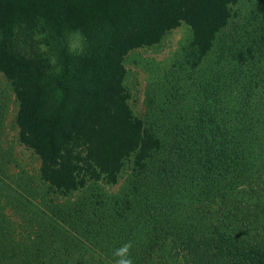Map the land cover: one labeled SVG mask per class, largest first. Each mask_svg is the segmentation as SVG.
<instances>
[{
    "label": "trees",
    "instance_id": "16d2710c",
    "mask_svg": "<svg viewBox=\"0 0 264 264\" xmlns=\"http://www.w3.org/2000/svg\"><path fill=\"white\" fill-rule=\"evenodd\" d=\"M234 1L0 0V71L11 82L18 101L19 139L40 157V177L61 192L73 191L84 183L85 179L78 176L81 167L77 157L68 149L71 143L86 147L94 168V175L89 176L102 174L108 182L117 179L124 159L134 154L130 190L116 201L104 199L105 230L117 232L123 241H135L143 250L158 240L159 223L185 264H264V221L252 219L258 212L249 208L253 207L251 202L226 198V186L221 185L222 180H238L234 181L238 184L249 179L251 145L238 128L234 142L224 139L216 146L205 132L206 124L196 125L200 132L196 138H189L194 143H187V151L196 152L201 160L207 153L209 165L202 164L204 174L189 188L199 202L197 214H209L212 221L200 224L198 220L193 225L179 219L173 223L159 219L154 200L137 199V191L150 172L149 163L163 146L156 131L164 127L155 117L143 121L132 113L124 86L123 58L129 50L152 45L186 22L192 34L185 60L190 67L200 65L226 25L229 4ZM37 23L57 35L79 31L85 48L73 53L62 44L56 70L48 69L46 59L39 65L8 46L6 40L14 27ZM211 108V103L204 104L194 113L204 122L213 114ZM161 164L166 169L172 164L169 174L176 173L173 157L168 156ZM211 173L219 177L210 178ZM255 206L261 210L260 204ZM5 234L0 233L5 250L19 245Z\"/></svg>",
    "mask_w": 264,
    "mask_h": 264
},
{
    "label": "rangeland",
    "instance_id": "374dc122",
    "mask_svg": "<svg viewBox=\"0 0 264 264\" xmlns=\"http://www.w3.org/2000/svg\"><path fill=\"white\" fill-rule=\"evenodd\" d=\"M229 10L212 51L196 67L185 60L192 34L186 22L152 45L129 50L123 58L132 113L143 121L155 117L167 127L156 131L163 146L149 163L150 172L137 191V199L154 200L156 215L165 223L173 219L193 225L198 220L200 224L212 221L209 214H197L199 202L189 188L204 174L202 164L209 165L207 153L201 160L196 152L187 151V143H194L189 138L197 137L196 125L202 123L216 146L224 139L234 142L238 128L243 130V138L251 145L249 179L236 184L238 180L231 181L228 175L230 181L222 180L221 185L226 186V198L251 202L249 208L258 212L252 219L264 221V0H235ZM6 42L16 53L39 65L46 59L48 69L56 70L62 44L73 53L82 52L86 45L79 31L57 35L42 23L14 27ZM208 103L213 114L201 122L194 111ZM17 109L13 86L0 71V233L10 234L19 243L5 250L0 237V264H114V250L128 241L105 230L104 199L116 201L130 190L134 154L124 159L117 179L108 182L102 174L89 176L94 175V168L86 147L71 143L68 149L81 167L78 176L85 180L77 189L61 192L40 177L39 155L20 141ZM168 156L174 158V177L169 174L172 164L162 168L161 161ZM213 176L219 177L209 175ZM254 204H260L261 210ZM157 225L158 240L148 247L140 250L131 241L134 264H185L164 226Z\"/></svg>",
    "mask_w": 264,
    "mask_h": 264
},
{
    "label": "clouds",
    "instance_id": "9594fccd",
    "mask_svg": "<svg viewBox=\"0 0 264 264\" xmlns=\"http://www.w3.org/2000/svg\"><path fill=\"white\" fill-rule=\"evenodd\" d=\"M132 248V242L128 241L115 249L113 252V256L115 257L114 264H134Z\"/></svg>",
    "mask_w": 264,
    "mask_h": 264
}]
</instances>
